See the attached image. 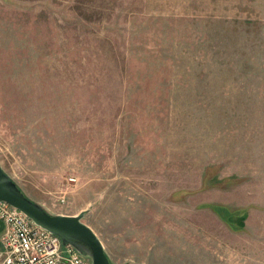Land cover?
Listing matches in <instances>:
<instances>
[{
  "label": "rangeland",
  "instance_id": "374dc122",
  "mask_svg": "<svg viewBox=\"0 0 264 264\" xmlns=\"http://www.w3.org/2000/svg\"><path fill=\"white\" fill-rule=\"evenodd\" d=\"M0 164L113 264H264V0H0Z\"/></svg>",
  "mask_w": 264,
  "mask_h": 264
},
{
  "label": "built area",
  "instance_id": "2783aa9c",
  "mask_svg": "<svg viewBox=\"0 0 264 264\" xmlns=\"http://www.w3.org/2000/svg\"><path fill=\"white\" fill-rule=\"evenodd\" d=\"M0 264H92L73 246L36 226L23 212L0 202Z\"/></svg>",
  "mask_w": 264,
  "mask_h": 264
},
{
  "label": "water",
  "instance_id": "95a60500",
  "mask_svg": "<svg viewBox=\"0 0 264 264\" xmlns=\"http://www.w3.org/2000/svg\"><path fill=\"white\" fill-rule=\"evenodd\" d=\"M0 202L23 212L36 226L59 236L64 245L73 246L92 264H113L95 231L83 222L88 211L79 215H52L41 204L29 198L0 164ZM4 228L0 220V232Z\"/></svg>",
  "mask_w": 264,
  "mask_h": 264
},
{
  "label": "trees",
  "instance_id": "16d2710c",
  "mask_svg": "<svg viewBox=\"0 0 264 264\" xmlns=\"http://www.w3.org/2000/svg\"><path fill=\"white\" fill-rule=\"evenodd\" d=\"M242 220H243V219H241V220L239 219V221H240V227H241V228L244 227V224L242 223Z\"/></svg>",
  "mask_w": 264,
  "mask_h": 264
}]
</instances>
